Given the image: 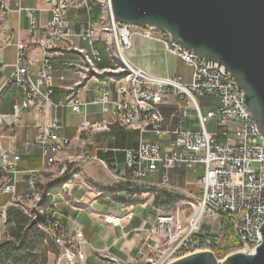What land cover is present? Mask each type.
Returning a JSON list of instances; mask_svg holds the SVG:
<instances>
[{
    "label": "built area",
    "instance_id": "obj_1",
    "mask_svg": "<svg viewBox=\"0 0 264 264\" xmlns=\"http://www.w3.org/2000/svg\"><path fill=\"white\" fill-rule=\"evenodd\" d=\"M76 1L42 0L44 6L37 8L22 5L21 0H17L16 11L23 12L29 21L27 39L36 42L38 59L28 56L27 40L19 39L15 43L13 71L9 75H0V193L10 195L0 205V229L9 221V208L17 207L21 202L20 197L23 196L18 186L25 182L29 187V194L25 197L29 200L33 198L28 215L43 234V244L60 247L62 255L71 264L83 263L85 254L82 245L86 242L83 232L80 229L68 232L53 201L58 191L68 193V184L76 177V172H72L75 166L72 170L63 166L58 176L39 181L41 190L35 183L43 172L63 162L58 156L71 145V139L60 133L61 125L53 112L67 107L81 114L79 131H106L117 124L138 133L140 139L137 145L124 151L123 176H117L102 160L93 158L111 179L122 185L158 188L167 183L169 169L203 165V175L197 183L200 194L167 187L181 198L170 209H157L149 225L135 229L141 234V249L147 250V264H167L199 251L215 253L221 246L219 237L200 231L201 220L206 214L227 215L231 219L238 246L222 257L215 254L219 259L236 251L253 252L261 243L260 228L264 223V136L250 117L243 102V93L222 67L204 63L170 43L160 33L116 22L112 17L110 0H80L78 4ZM1 7L7 13L8 2H3ZM73 7L82 8L86 16L78 31L73 30L68 19V10ZM93 7L97 8L95 20H92ZM36 11L45 13L47 19L39 22ZM134 36L163 43L166 50L190 68L189 80L179 75L156 76L130 64L125 51L131 46ZM66 52L79 54L81 61L69 64L75 74L67 87L69 95L55 102L51 99L54 61ZM104 53L113 61V66L99 65ZM34 63L35 70L32 69ZM98 75L113 79V89L101 85L90 102L80 99L77 95L79 87ZM59 79L63 80L64 76H59ZM11 87L20 88V92L13 97L11 110L3 112L1 101ZM171 96L177 98L174 104L179 121L173 128L165 125L161 110L162 103ZM207 96H214L217 103L214 109L203 113L198 98ZM89 105H98L100 113L107 119L90 121L87 113ZM26 112H32L37 122L33 136L25 139L23 146L25 149L37 147L41 163L36 167L20 169L22 157L15 141L2 145L1 140L5 136L14 140V135H6L2 131L4 128L13 131ZM184 120L189 122L187 127L180 124ZM209 121L214 123L215 131L207 130L206 123ZM145 134L163 137L167 143L162 145L145 140ZM66 159L69 163L79 164L90 158L82 154L76 159L67 156ZM159 170L162 172L161 181L148 182V175ZM96 194L113 196L109 192L99 191ZM143 194L145 200L152 203L155 193L151 191L131 196L127 194L125 202H132ZM133 217V211L126 209L121 214L105 213L102 221L106 225L123 228ZM220 226L221 220L219 231Z\"/></svg>",
    "mask_w": 264,
    "mask_h": 264
},
{
    "label": "crops",
    "instance_id": "obj_2",
    "mask_svg": "<svg viewBox=\"0 0 264 264\" xmlns=\"http://www.w3.org/2000/svg\"><path fill=\"white\" fill-rule=\"evenodd\" d=\"M16 1L17 0H9L8 1V9L9 12L13 11L16 12ZM42 1V0H40ZM14 5V8L11 5ZM29 6V5H26ZM37 7L38 5L31 6ZM71 9V8H70ZM69 9V10H70ZM80 11L72 18L69 17V10H68V19L71 22V26L73 30L78 31L81 26L84 24L85 21V14L82 8H79ZM8 12V13H9ZM20 15L24 14L23 12L19 13ZM19 15L16 26L10 23L8 17H6L5 26L7 30H9L7 36L11 41V44L15 46V43L20 40H27V54L34 60L38 59V48L36 46V42L34 40H28V26L29 21L24 14V22ZM36 16H38L39 22H44L47 19V15L43 12L36 11ZM82 15V16H81ZM8 16V15H7ZM93 20V19H92ZM8 45V44H6ZM2 48V47H1ZM1 48H0V55H1ZM125 57L127 61L137 67H140L156 76H175L179 75L182 76L184 80H189L190 72L186 75H183L179 72L180 64H184L187 66L179 57L174 55L173 53L166 50L163 43L151 39L142 38L139 36H134L131 38V46L125 51ZM81 58L80 55L75 52H66L64 55L57 57L54 61V87L51 94V99L53 101H58L60 99H65L69 95V90L67 87L71 85L73 77L75 74L73 69L69 67L70 63L78 64L80 63ZM14 63V62H13ZM13 63H0V75H9L13 71ZM37 65V63H36ZM101 67L113 66V61L104 53L102 56V61L99 64ZM11 66V70L7 72V68ZM188 67V66H187ZM32 69L35 70V63L32 66ZM59 76H64L63 80L59 79ZM90 82L92 83L90 85ZM101 85H106L110 89H113L115 82L113 79L109 78L106 75H98L97 78L89 79L84 86L79 87L77 91V95L80 99L90 102L97 93V89ZM20 92V88L18 87H11L5 96L2 98L1 101V111L9 112L11 110V103L13 97ZM176 97H169L168 101L162 103L161 110L164 117L165 125L169 128H173L178 125L179 121L175 114V102ZM90 106V105H89ZM89 106L87 107L88 119L90 121L101 122L105 120L107 116L101 115L93 116V112H89ZM67 108V107H65ZM63 108H58L57 110H53L54 114L57 116L58 121L61 125L60 133L68 136L71 139V145L69 146L67 151L71 149L72 154L71 156L78 157L82 154H86L89 156V160L81 162L84 166L82 167V178L80 177L79 180L76 182L79 186H83L87 189L88 193L83 195V200H75L74 194L77 190L74 187H77L71 184V189L69 190L70 193L68 194L67 198L70 200L72 204H67V202L62 201L59 199V208L61 209L62 213L65 215L63 219V223L65 222V226L68 229V232H73L74 230H81L83 232L84 239L86 241V245L83 246L82 250L85 253V248L87 250L93 251L94 253H99L100 256L103 258L105 257H114L116 260L120 262H129L135 259L136 255L138 254L139 249V242L141 240L140 232L136 231L135 229L140 227L141 225H149L150 220L152 218H144L140 217V221L137 219L133 220V218L126 222L123 228L106 225L102 221V215L105 213H115L121 214L126 209L130 210L132 207V203L141 202L146 197L145 194L139 195L135 197L132 202H125V198L127 197V193L125 191H116L112 192L114 200L116 201L115 205L109 206L108 210H100L99 208H104L103 205H99L102 203L103 200L100 198L103 195H97L96 190L100 192H104L101 188L98 189V186H94L89 181L93 179L94 181L100 182L104 177L97 176V168L100 164L93 159L94 157L102 160L111 170L115 172L117 176H123L125 174V163H124V151L128 148H133L137 145L138 142L134 144H130L126 141V132L133 131L137 133L135 130L125 129L120 127L119 125L115 124L111 127L112 130L108 131H79L78 126L81 120V114L76 113L70 110L73 114L78 115V123L75 125L66 124L64 121V110ZM24 127L22 128L23 124L18 123L15 129H18V132L15 133L13 131H9L8 128L3 129V133L6 135H14V140L10 137L5 136L4 139L1 140L2 145H7L12 143L11 141H15L16 149L21 153V161L19 163L20 169H25L29 167H36L39 166L41 163V158L39 154V149L37 147H31L25 149L23 146V141L27 138H31L35 131V124L37 122L36 118L34 117L32 112L24 113ZM23 118V119H24ZM107 119V118H106ZM182 127H187L189 125L188 120H184L180 122ZM21 131H20V130ZM124 130V131H123ZM159 137V136H158ZM96 141L105 142V145L102 147H98ZM158 143L162 145H166L167 141L163 137L158 138ZM106 142L108 145H106ZM112 143L111 145H109ZM66 151V152H67ZM101 168V167H100ZM177 168H171L167 172L168 174V181L166 184H162L161 187H173L177 190H188L194 193H200L199 189L197 188L198 180L203 175V165L196 164L192 168L183 169V171L176 170ZM180 172H183L185 175L184 179L180 175ZM170 173V175H169ZM161 174L162 172L159 170L157 172H152L148 175L147 181L148 182H157L161 181ZM170 176V177H169ZM86 178H88V182H86ZM191 180H195V183H191ZM111 178L107 176V179L104 181L105 193L110 192L112 187L110 186V182L107 181ZM113 180V179H112ZM108 185V186H107ZM112 185V184H111ZM117 185H122L119 182L113 180V187ZM104 189V188H103ZM196 190V191H194ZM67 195V194H66ZM65 195V196H66ZM106 196V195H105ZM9 198V195L6 193H0V205L6 202ZM78 206L74 207V206ZM96 205L99 208H96ZM124 205L126 206L124 208ZM141 205V204H139ZM144 207V206H143ZM133 211V210H132ZM14 212V211H13ZM85 213V215H83ZM14 217L11 216L9 219V223L7 225L8 230H11V226L14 224ZM136 221V222H135ZM20 224V223H19ZM129 227V228H128ZM2 228L0 229V238L2 235ZM128 228V229H126ZM5 229V227H4ZM121 231L117 237L115 236L113 239L111 238V234L115 230ZM7 230V236L10 237L9 231ZM5 234V232H4ZM10 238H15L11 236ZM86 256V255H85ZM86 257L84 264L86 263Z\"/></svg>",
    "mask_w": 264,
    "mask_h": 264
},
{
    "label": "water",
    "instance_id": "obj_3",
    "mask_svg": "<svg viewBox=\"0 0 264 264\" xmlns=\"http://www.w3.org/2000/svg\"><path fill=\"white\" fill-rule=\"evenodd\" d=\"M115 21L165 34L168 40L223 68L243 93V102L264 136V0H110ZM262 240L253 252L219 259L194 252L167 264H264Z\"/></svg>",
    "mask_w": 264,
    "mask_h": 264
},
{
    "label": "rangeland",
    "instance_id": "obj_4",
    "mask_svg": "<svg viewBox=\"0 0 264 264\" xmlns=\"http://www.w3.org/2000/svg\"><path fill=\"white\" fill-rule=\"evenodd\" d=\"M9 0H0V48H1V55H0V63H9V64H12L14 61H15V46L13 44H11V41L7 34L9 32V30H7L6 26H5V21H6V17H8V20L10 21V23H12L13 25L16 26V21L19 17V13L16 11V12H13V11H10L9 10L7 11V13L3 12V9L1 7V4L3 2H8ZM80 2V0H77L76 1V4H78ZM17 3V1H16ZM21 3L22 5H29V6H35V5H38V8H41L44 6L43 2L40 1V0H21ZM12 8H14V5L12 4L11 5ZM16 9H17V5H16ZM80 11L79 7H73L69 10V17L72 18V16H75L78 12ZM9 12V13H8ZM94 13V12H93ZM8 15V16H7ZM21 18L24 22V14L20 15ZM82 16V15H81ZM36 18H38V16H36ZM6 43H8V45H6ZM82 44V43H81ZM12 68L11 66L7 68V72L10 71ZM179 72L183 75H186L190 72V68L185 66L184 64H180V69H179ZM92 83L90 82V85ZM198 103L200 105V109L203 113H205L207 110L209 109H214V106L215 104L217 103V99L214 97V96H207L205 98H198ZM61 110H64V121L66 124H70V125H75L78 123V115L76 114H73L68 108H63ZM89 112H93V116H98L100 117L101 115L99 114V106L98 105H90L89 106ZM193 113V112H192ZM24 122H25V118L20 122L23 124L22 128L24 127ZM113 126V125H112ZM109 127V130H112L111 127ZM206 128L208 131H215V126H214V123L212 121H209L206 123ZM20 130V129H19ZM21 131V130H20ZM108 131V130H106ZM124 131V130H123ZM15 133L18 132V129H15L14 130ZM158 136H153L151 134H145L144 135V139L145 140H148V141H153V142H159L158 141ZM139 135L138 133H135L133 131H127L126 132V141L129 142L130 144H134L136 142H138L139 140ZM96 144L98 147H102L105 145V142H99V141H96ZM112 143H110L109 145H111ZM106 145H108V143L106 142ZM72 150H65L63 152H61L59 154V158H62L63 162L57 164V165H54L53 167H51L48 171L46 172H43L42 176H40V178H37L35 180V183L37 184L38 187V190H41V184L39 183V181H45V180H49L51 178H53L54 176H58V172L62 169L63 166H66V169L68 168L69 170H72L73 168V165L75 166V170L72 171V172H76V177L75 179L73 180L72 183L68 184V189H67V195L64 191H58V193L56 194L55 198L53 199L54 201V208L57 209L58 211H60L59 213L61 214L60 216V221L61 223L64 225L65 222L63 223V219L65 217V215L62 213L61 209L59 208V199H61L62 201H65L67 202V204H72L70 202V200L67 198L68 194L70 193V189H71V184L77 186V187H74L76 188L77 190L75 191L76 195L74 198L75 200H83L82 197L83 195H85L86 193H88L87 189L83 186H79L78 187V184L76 183L79 178L83 177L82 176V173L80 171H82V167L84 166L81 162L78 164V163H74V162H71L69 163L66 159V156L70 157L71 159H76L77 157L75 156H71L70 154H72ZM67 151V152H66ZM70 153V154H68ZM70 165H69V164ZM101 167V168H100ZM253 167H255V165H253ZM109 170H111L109 167H108ZM176 170H180V171H183V169H176ZM66 171V170H65ZM169 172V171H168ZM184 172V171H183ZM183 172H180L181 174ZM97 176L98 178L99 177H104L100 182H97V181H94L93 179H90L89 178V181L94 184V186H98V189L102 190L105 192V187L106 185H104V179L106 181L107 179V172L105 171L104 168H102V166H98L97 168ZM57 174V175H56ZM170 175V173H169ZM186 174H182L180 175L182 177V179H184ZM109 177V176H108ZM170 177V176H169ZM88 178H86V182H88L87 180ZM110 182V186L113 188V180L111 179L110 180H107ZM190 181L191 183H195V180H191L190 178ZM112 184V185H111ZM108 186V185H107ZM28 185L23 182V183H20L19 186H18V191L20 192V194L23 196L20 197L21 199V202L18 203V206H11L9 208V219L11 216L14 217V224L13 226H11V230H8V223L11 221H8V223L3 226L2 228V237L0 238L1 240L2 239H8L10 238L11 236H14L15 238H10L12 240L14 239H18L19 235L21 234V232L25 229V227L27 225H32L33 223H35L34 221L30 220L29 218V211H30V204L32 203V199L29 200L25 197L26 194H29V189H28ZM104 188V189H103ZM196 191V190H194ZM96 192H99V190H96ZM200 194V193H198ZM9 195V194H8ZM66 195V196H65ZM10 197V195H9ZM100 198H102L103 201L102 203H99V205H103L104 208H99V206L96 205V208H99L100 210L104 209V210H108L109 206H113L115 205L116 201L118 200H114V198L112 197H108V196H101ZM9 199V198H8ZM23 203V205L21 204ZM141 204V205H139ZM144 206V207H143ZM74 207H77L78 206H74ZM160 209V208H159ZM162 209V208H161ZM169 209V208H168ZM129 210V209H128ZM130 210H133V213H134V218L133 220H139L140 221V217H144V218H153L156 213H157V209L153 206V204L149 201V200H142L141 202H136V203H132V207L130 208ZM164 210H167V209H164ZM14 211V212H13ZM26 212V213H25ZM85 215V213L83 214ZM222 216L218 215V216H215V215H211V214H206L203 216L202 220H201V229L200 231L202 233H208V234H218L219 233V220H221ZM32 221V222H31ZM136 222V221H135ZM20 223V224H19ZM5 227V229H4ZM129 228V227H128ZM126 228V229H128ZM7 230L9 231V234H10V237L7 236ZM5 232V234H4ZM121 231L118 230H115L113 232V234H111V238L113 239L115 236L117 237V235L120 234ZM86 245V242L83 243L82 245V248L83 246ZM87 246V245H86ZM139 249H138V254L136 255L135 259L129 261V262H120L118 260H116L114 257H105L103 258L102 256H100L99 253H94L93 251H90V250H87L86 247H84L85 249V257H86V263L87 264H147L146 260H145V255L147 253V250L146 249H141V240L139 242ZM56 247V253L52 252V251H49L48 253V262L47 264H71L63 255H62V249L57 246ZM233 248H230V250H232ZM84 252V251H83ZM228 252V251H227ZM85 261V259H84ZM84 261L82 264H84ZM75 264H80V262H76Z\"/></svg>",
    "mask_w": 264,
    "mask_h": 264
},
{
    "label": "trees",
    "instance_id": "obj_5",
    "mask_svg": "<svg viewBox=\"0 0 264 264\" xmlns=\"http://www.w3.org/2000/svg\"><path fill=\"white\" fill-rule=\"evenodd\" d=\"M92 9L94 19L97 8ZM116 191H125L130 196L144 191L154 192L152 204L156 209H170L181 198L177 192L164 187L147 189L117 185L110 190L111 193ZM215 236H218L221 242V246L215 250L218 257H222L230 248L238 246L231 228V219L227 215L222 216L220 231ZM43 239V234L33 224L27 225L18 239H0V264H47L49 251L54 253L57 251L55 245L43 244Z\"/></svg>",
    "mask_w": 264,
    "mask_h": 264
},
{
    "label": "bare ground",
    "instance_id": "obj_6",
    "mask_svg": "<svg viewBox=\"0 0 264 264\" xmlns=\"http://www.w3.org/2000/svg\"><path fill=\"white\" fill-rule=\"evenodd\" d=\"M111 6V5H110ZM95 8V7H94ZM92 12H93V9H92ZM112 13V12H111ZM96 18V17H95ZM95 18L93 19V20H95ZM117 22V21H116ZM119 23V22H118ZM121 24V23H120ZM124 25H126V24H124ZM130 26H132V25H130ZM136 27V26H135ZM139 28V27H138ZM141 29H143V28H141ZM155 32V31H154ZM161 34V33H160ZM162 35H165V34H162ZM167 38H168V36L167 35H165ZM169 41V40H168ZM170 42V41H169ZM171 43V42H170ZM15 60H16V51H15ZM67 158H70L69 156L67 157Z\"/></svg>",
    "mask_w": 264,
    "mask_h": 264
}]
</instances>
